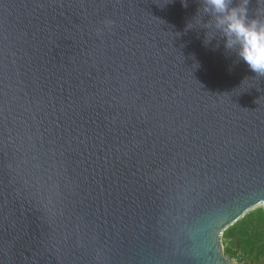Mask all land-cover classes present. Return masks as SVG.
Listing matches in <instances>:
<instances>
[{
	"label": "water",
	"instance_id": "1",
	"mask_svg": "<svg viewBox=\"0 0 264 264\" xmlns=\"http://www.w3.org/2000/svg\"><path fill=\"white\" fill-rule=\"evenodd\" d=\"M186 4L0 0V264H234L223 231L264 206V77Z\"/></svg>",
	"mask_w": 264,
	"mask_h": 264
},
{
	"label": "clouds",
	"instance_id": "2",
	"mask_svg": "<svg viewBox=\"0 0 264 264\" xmlns=\"http://www.w3.org/2000/svg\"><path fill=\"white\" fill-rule=\"evenodd\" d=\"M187 6L186 0H181ZM249 0H200L198 14L186 25L206 29L203 44L207 46L216 40L218 47L223 41L226 55L234 56L237 62H243L247 68L264 77V11L249 16ZM207 16L206 22L201 23ZM105 20L106 27L112 25Z\"/></svg>",
	"mask_w": 264,
	"mask_h": 264
},
{
	"label": "trees",
	"instance_id": "3",
	"mask_svg": "<svg viewBox=\"0 0 264 264\" xmlns=\"http://www.w3.org/2000/svg\"><path fill=\"white\" fill-rule=\"evenodd\" d=\"M225 255L239 254L243 264H264V209L245 214L223 231Z\"/></svg>",
	"mask_w": 264,
	"mask_h": 264
},
{
	"label": "rangeland",
	"instance_id": "4",
	"mask_svg": "<svg viewBox=\"0 0 264 264\" xmlns=\"http://www.w3.org/2000/svg\"><path fill=\"white\" fill-rule=\"evenodd\" d=\"M263 208L264 209V206L263 205H257V206H255V207H253V208H251L248 212H246L245 214H247V213H249V212H252V211H254V210H256V209H258V208ZM223 239V238H222ZM224 247V246H223ZM223 254H224V256L226 257V258H228V259H230V260H232V262L234 263V264H243L242 263V260H239V254H236V255H234V256H232V255H225V253H224V248H223Z\"/></svg>",
	"mask_w": 264,
	"mask_h": 264
}]
</instances>
